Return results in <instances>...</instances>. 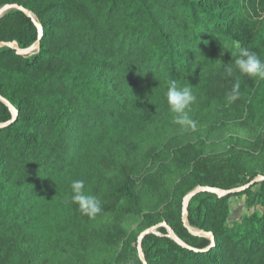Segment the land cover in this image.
Segmentation results:
<instances>
[{"label":"trees","instance_id":"trees-1","mask_svg":"<svg viewBox=\"0 0 264 264\" xmlns=\"http://www.w3.org/2000/svg\"><path fill=\"white\" fill-rule=\"evenodd\" d=\"M6 5L29 10L43 31L20 10L0 18V42L27 50L40 40L30 54L0 48V96L18 113L0 129V264H123L139 236L164 222L186 247L159 227L141 243L147 264H264V182L190 201V226L214 244L182 221L198 186L228 191L264 176V80L224 71L237 45L264 60V0ZM237 78L239 99L228 103ZM170 80L197 97L189 115L206 137L196 155L190 129L169 112ZM12 120L0 101V124ZM230 128L253 139H226ZM220 143L230 146L224 158L211 151ZM179 165L189 170L180 181L170 173ZM77 179L101 202L94 217L71 203ZM234 197L250 211L238 222ZM127 221L139 229L128 234Z\"/></svg>","mask_w":264,"mask_h":264},{"label":"clouds","instance_id":"clouds-1","mask_svg":"<svg viewBox=\"0 0 264 264\" xmlns=\"http://www.w3.org/2000/svg\"><path fill=\"white\" fill-rule=\"evenodd\" d=\"M227 48V45H224ZM235 60L225 66L224 71L232 76L234 71L240 75L257 80H264V60L257 53L248 48L236 46ZM224 51L221 52V56ZM240 80L236 79L230 91L226 95L228 103H233L240 96ZM197 97L191 86H180L177 81L170 80L166 92V101L169 112L173 114V123L181 129L195 130L196 122L190 117L191 106ZM71 203L78 206L80 213L87 217H94L102 211L99 198L86 189L84 180H73L70 184Z\"/></svg>","mask_w":264,"mask_h":264},{"label":"water","instance_id":"water-1","mask_svg":"<svg viewBox=\"0 0 264 264\" xmlns=\"http://www.w3.org/2000/svg\"><path fill=\"white\" fill-rule=\"evenodd\" d=\"M11 10H20L22 11L27 17H30L32 19V22L36 25V27L38 28V31L40 32V34H42V27L40 25V23L38 22V19L35 17L34 14H32L29 10L25 9L22 6L19 5H6L2 8H0V18L2 16H4L7 12L11 11ZM40 44V40H38L35 45H33L31 48L27 49V50H21L18 47V44L16 42H0V48H11L14 51H16L17 54L20 55H25V54H30L33 51H35L36 49H38ZM0 101L10 110V112L12 113L13 116V120L9 123H1L0 124V129H3L5 127H7L8 125H10L18 116V113L16 111V109L14 108V106L7 101L5 98H3L2 96H0ZM264 182V176L259 175L257 177H255L249 184L236 188V189H232V190H222V189H218V188H213V187H207V186H198L194 191H192L191 193H189L183 201V212H182V221L184 224L185 229H187L191 234L193 235H199V236H203V237H208L212 244H214V238L213 235L211 233H205V232H200L197 231L195 229H193L190 226L189 223V215H188V208H189V203L190 201L197 196L198 194L201 193H211L214 195H217L218 197H225V196H229L232 194H237V193H241L247 189H249L250 187L254 186L255 184ZM159 227H164L167 231V235L168 237H170L172 240H174L175 242H177L179 245L186 247V245L176 236V234L174 233V231L168 226V224L166 222L160 224L159 226L147 229L146 231H144L138 238V246L137 249L139 251V254L141 256V261L143 264H147L146 260L144 258L143 252H142V247H141V243L142 240L144 239L145 236L149 235V234H157V229Z\"/></svg>","mask_w":264,"mask_h":264},{"label":"rangeland","instance_id":"rangeland-1","mask_svg":"<svg viewBox=\"0 0 264 264\" xmlns=\"http://www.w3.org/2000/svg\"><path fill=\"white\" fill-rule=\"evenodd\" d=\"M189 141L187 144L191 146V150L193 155L197 154V151L200 146V142L206 137L205 129L202 128H196L195 130H190L188 133ZM229 137H235V139L239 138H245V139H253L251 135L248 134L246 130H243L241 128H230V130L226 133L225 138ZM210 144V142H209ZM198 148V149H197ZM230 146H227L225 143L217 144L214 148L213 154L225 157L227 154V149H229ZM216 156V157H217ZM259 161H252L251 166L255 167V165H258ZM172 176L180 181L184 177H186L189 173L188 167L184 165H179L175 169L172 168V171L170 172ZM252 211V210H251ZM250 211L247 208L246 205V197H234L231 199V215H230V222H238L240 221L244 216L248 215ZM126 226V227H125ZM125 229L127 230L128 234L135 233L139 229V223L136 222H130L127 221L125 223ZM158 233V231H156ZM141 256L139 254L138 249L136 248L132 252V256L130 260L125 261L123 264H141L140 263Z\"/></svg>","mask_w":264,"mask_h":264}]
</instances>
